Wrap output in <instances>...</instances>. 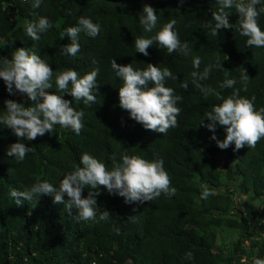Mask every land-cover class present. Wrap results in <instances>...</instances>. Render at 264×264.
Wrapping results in <instances>:
<instances>
[{
	"label": "trees",
	"instance_id": "1",
	"mask_svg": "<svg viewBox=\"0 0 264 264\" xmlns=\"http://www.w3.org/2000/svg\"><path fill=\"white\" fill-rule=\"evenodd\" d=\"M144 4L153 6L158 16L157 28L151 33L139 22ZM256 7L264 8V0ZM217 8V0H43L38 9L31 7V0H0V64L4 58L11 59L16 49L35 46L54 71L53 89L49 91H55L56 72L71 68L83 75L99 69L95 103L86 105L69 93H61L70 106L84 112L79 135L69 127L55 125L51 135L24 140L32 151L18 162L7 156L9 145L17 137L0 124V264H252L254 257L264 259V139L254 149L245 145L238 151H234L233 142L222 150L227 159L219 168L214 160L220 148L211 139L213 132L200 122L209 123L205 114L222 101L213 96L205 99L191 76L197 71L193 58L199 57L198 71L213 65L209 77L200 83L228 96L233 89H220L219 85L234 79L235 88H242L240 74L245 69L249 81L247 91L240 94L255 96L259 110L264 107V48L247 46V37L235 30L239 14L234 9L229 10L234 29L213 35L211 29L202 28V22L211 20V9ZM33 13L53 24L39 41L26 34L27 23L38 18ZM81 16L99 23L101 31L95 38L81 32L80 51L73 57L64 54L61 46L71 43L65 31L76 26ZM171 19L177 21L181 42L189 43L187 56L168 54L156 43L148 48V56L136 51L137 37L154 36ZM258 23L264 31V12ZM113 58L118 64L131 63L134 69L146 68L147 63L168 67L177 75L176 80L165 81V86L182 97L177 103L181 108L177 127L163 135L130 118L119 106L123 81L111 68ZM218 61L222 67H216ZM184 82L187 89L181 87ZM12 97L0 78V115L6 111L4 101ZM17 102L26 107L36 103L21 93ZM215 135L223 140L225 127L217 123ZM85 152L109 171L114 163H122L123 154L148 160L161 157L177 192L171 197L161 194L150 202L129 204L101 186L96 196L97 219L104 209L111 216L99 223L80 220L75 209L69 215L62 204L53 203V195L15 204L10 195L13 189L23 190L37 179L58 186L65 172L82 166L80 157ZM226 183L250 201L260 199L261 205L254 207L243 201L244 210L236 214L233 191L220 189ZM204 184L215 192L207 200L200 199ZM87 193L85 188L82 194ZM222 227L237 234L229 246L216 242V230ZM188 251L194 253V260L184 258Z\"/></svg>",
	"mask_w": 264,
	"mask_h": 264
},
{
	"label": "clouds",
	"instance_id": "2",
	"mask_svg": "<svg viewBox=\"0 0 264 264\" xmlns=\"http://www.w3.org/2000/svg\"><path fill=\"white\" fill-rule=\"evenodd\" d=\"M260 2L261 0H217L218 8L211 9V20L202 22L201 27L211 29L213 35H217L223 29H234V24L229 22L231 13L229 10L234 9L239 14L235 30L241 36L247 37V46L264 48V31L258 23V17L264 12V8L258 10L256 7ZM42 3L43 0H31V7L38 9ZM180 3H183V0H180ZM33 15L38 18L27 23L26 34L32 41H39L41 34L46 33L53 24L45 16H40L38 13ZM139 22L148 33L157 28L158 16L153 6L143 5ZM176 24L177 21L171 19L163 23L154 36L137 37L136 51L148 56V48L156 43L166 48L168 54L177 52L187 56L191 51L189 43L181 42L175 28ZM100 31L99 23H94L89 17H79L76 26L68 27L65 31L71 43L62 45V52L75 57L80 51V33L95 38ZM200 64L201 59L194 57L193 67L197 71L191 73L193 84L202 92L205 99L213 96L216 100L222 101L205 114L210 122L204 124L202 120L200 123L213 132L211 139L221 150L227 149L233 142L234 151L240 150L245 145L254 149L258 142L264 139V107L257 110L254 103L255 96L248 98L240 94L241 91H247L249 81L247 70L244 69L240 74L242 88H235L234 79H226L219 85L220 89H233L230 95L224 96L216 89L200 83L209 77L213 68V65H207L200 72L198 71ZM216 67H222L221 62L218 61ZM111 68L123 81L122 86L119 87V106L129 112L131 119L142 124L146 130L163 135H167L169 129L178 126L177 117L181 113V108L177 107V103L182 97L176 95L173 88L165 86L166 79H177V75H173L168 67L161 68L147 63L146 68L134 69L131 63L118 64L113 58ZM98 73V68L83 75L71 68L56 72L55 91H49L53 89L51 81L54 71L49 63L37 54L35 46L20 47L13 52L11 59L4 58L3 63L0 64V78L13 97L4 101L6 111L0 115V124L11 129L17 137V141L9 145L7 156L23 162L26 155L32 151V148L23 141H33L45 133L51 135L55 132V125L69 127L79 135L84 127L82 123L84 112L70 106V101L63 99L61 93H69L76 102L82 100L86 105L95 103L98 94ZM181 87L187 89V82L182 83ZM20 93L26 94L28 99L36 103L26 107L24 103L17 102ZM217 123L225 127L226 136L223 140L215 135ZM113 161H115L114 156ZM80 164L82 166H73V170L65 172L58 186L37 179L34 184L23 190L13 189L10 195L17 205H20L22 200L29 202L34 197L53 195V203L62 204L69 215L75 209L80 220L99 223L108 220L111 216L110 212L104 209L99 212L97 219L99 207L96 196L99 195L101 186L110 194L123 197L125 203L129 204L150 202L161 194L171 197L177 192L171 184L161 157L148 160L140 155L123 154L122 163H114L113 169L109 171L103 162L85 152L80 157ZM201 187L200 199L207 200L215 195L207 184ZM85 188L88 189L86 196L82 194ZM184 258L189 261L194 260V253L188 251ZM252 264H264V259L254 257Z\"/></svg>",
	"mask_w": 264,
	"mask_h": 264
},
{
	"label": "rangeland",
	"instance_id": "3",
	"mask_svg": "<svg viewBox=\"0 0 264 264\" xmlns=\"http://www.w3.org/2000/svg\"><path fill=\"white\" fill-rule=\"evenodd\" d=\"M13 100H18L16 98H13ZM225 153L220 149L219 153L216 155L214 162L216 163L219 168L224 167L225 160H226ZM222 192L224 191H233L232 192V198L234 203L236 204L237 212L236 214H239L241 211L244 210V204L243 201L250 202L254 207H258L261 205V200L256 201H250L245 195H242L239 193L237 189H234L233 185H230L226 183L225 185L220 188ZM232 211L228 212V214H231ZM237 237V234L231 230L230 228H219L216 230V242L218 245L223 244L224 246H229Z\"/></svg>",
	"mask_w": 264,
	"mask_h": 264
}]
</instances>
